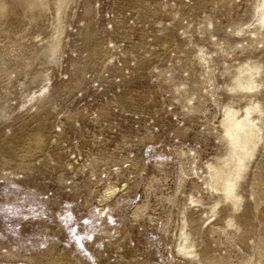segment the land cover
Returning <instances> with one entry per match:
<instances>
[{
  "label": "rangeland",
  "instance_id": "374dc122",
  "mask_svg": "<svg viewBox=\"0 0 264 264\" xmlns=\"http://www.w3.org/2000/svg\"><path fill=\"white\" fill-rule=\"evenodd\" d=\"M261 1L0 0V264H264Z\"/></svg>",
  "mask_w": 264,
  "mask_h": 264
},
{
  "label": "bare ground",
  "instance_id": "6f19581e",
  "mask_svg": "<svg viewBox=\"0 0 264 264\" xmlns=\"http://www.w3.org/2000/svg\"><path fill=\"white\" fill-rule=\"evenodd\" d=\"M261 5V18L264 20V0L261 1ZM259 22L261 25L260 20ZM56 47L57 46H53L51 54L56 50ZM248 68L250 70V68L258 69L259 67L249 66ZM242 70H245V68ZM253 73L254 72L250 73L247 77L236 79L233 87L231 88L233 89L234 87H238L242 89H253L257 87L258 82L257 84L255 83V79L252 77ZM250 103L244 108V111L241 114L237 113L239 111L238 109L236 110V108L229 106H227L224 109L225 112H223L224 117L222 120V125L224 129V137L226 139V143L228 144L229 150V154L224 160L231 161V166L234 168L233 173L228 177L231 178V180L226 183L225 186V197H228L232 194L237 196V198L239 197L238 193L236 192L238 188V179L243 177L242 173L246 169L248 158L250 159V157L253 155L255 147L258 143V139L255 138V132L261 129L259 122L262 107L259 101H254L251 104ZM254 112H257V114L255 113V115H252ZM216 182L217 180L214 181V183Z\"/></svg>",
  "mask_w": 264,
  "mask_h": 264
}]
</instances>
